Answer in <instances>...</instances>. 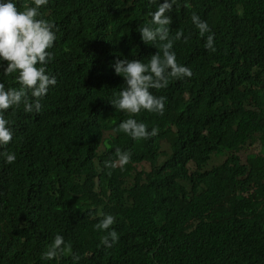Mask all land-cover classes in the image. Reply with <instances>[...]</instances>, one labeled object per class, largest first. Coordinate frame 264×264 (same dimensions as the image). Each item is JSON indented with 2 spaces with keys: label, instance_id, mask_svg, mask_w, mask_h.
Instances as JSON below:
<instances>
[{
  "label": "trees",
  "instance_id": "obj_1",
  "mask_svg": "<svg viewBox=\"0 0 264 264\" xmlns=\"http://www.w3.org/2000/svg\"><path fill=\"white\" fill-rule=\"evenodd\" d=\"M15 2L21 11L31 5ZM159 2L48 0L40 8L58 29L47 65L57 83L39 114L23 105L5 113L14 136L0 152L16 161L0 157V264H77L69 255L41 258L57 234L78 264H264V0H177L170 37L182 30L189 38L173 51L193 76L161 92L163 115L141 110L140 122L158 135L133 140L115 131L121 122L107 105L111 63L158 49L138 29ZM193 12L215 34L216 52L205 48ZM2 71L6 89L20 87L18 73ZM254 146L241 163L239 153ZM117 148L130 163L106 168ZM98 159L102 175L90 166ZM99 213L116 219L112 248L94 227Z\"/></svg>",
  "mask_w": 264,
  "mask_h": 264
},
{
  "label": "clouds",
  "instance_id": "obj_2",
  "mask_svg": "<svg viewBox=\"0 0 264 264\" xmlns=\"http://www.w3.org/2000/svg\"><path fill=\"white\" fill-rule=\"evenodd\" d=\"M148 2L155 4L157 0ZM47 3L48 0H31V5L25 4L21 11L15 0H0V61L6 62V67L0 64V68H3L4 75L18 73L17 81L20 85L19 88L6 89L0 83V148H6L14 136L11 127L13 121L6 119L5 113L23 105L26 113L39 114L43 107L41 101L49 88L57 83L56 77L48 74L47 65L54 59L50 49L54 47L58 29L54 23L40 18L39 11ZM176 4L177 0L159 2L157 9L148 13L151 18L149 23L138 29L142 41L153 46L158 44V49L154 48L153 53L146 56L117 58L111 63L114 88L107 105L121 122L115 131L123 132L133 140H148L158 135V128L149 130L146 123L140 122L141 110L163 115L167 97L162 96L161 92L169 85L193 76L191 68L177 63L173 51L175 41L183 37L187 43L189 39L184 37L182 30H177L175 36L170 37V13ZM184 6L190 7L188 4ZM191 19L202 38L207 34L205 48L216 52L215 34L211 33L207 22L201 20L195 12ZM225 48L238 51L233 46ZM115 156V160L105 161L106 168H123L131 161V153L120 148L115 150ZM0 157L9 165L16 161L15 153L8 151L0 152ZM90 166L102 175V159L95 160ZM99 215L103 218L94 227L106 233L100 243L105 248H112L120 239L112 227L116 219L111 214ZM65 255L71 256L77 264L81 259L78 253H73L71 243H65L64 237L57 234L41 258L51 261Z\"/></svg>",
  "mask_w": 264,
  "mask_h": 264
},
{
  "label": "rangeland",
  "instance_id": "obj_3",
  "mask_svg": "<svg viewBox=\"0 0 264 264\" xmlns=\"http://www.w3.org/2000/svg\"><path fill=\"white\" fill-rule=\"evenodd\" d=\"M107 136V135H105ZM103 149V147L101 148ZM252 153H258V146H254V147H247L245 151H242L239 153V156H240V159H241V163H244L245 162V157L246 155L248 154H252ZM227 155H223L221 156V159H225Z\"/></svg>",
  "mask_w": 264,
  "mask_h": 264
}]
</instances>
